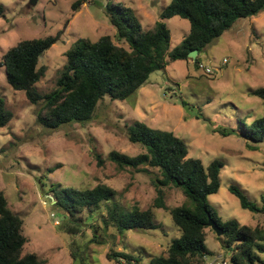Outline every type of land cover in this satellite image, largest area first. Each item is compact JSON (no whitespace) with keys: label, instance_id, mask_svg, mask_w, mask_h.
Here are the masks:
<instances>
[{"label":"rangeland","instance_id":"obj_1","mask_svg":"<svg viewBox=\"0 0 264 264\" xmlns=\"http://www.w3.org/2000/svg\"><path fill=\"white\" fill-rule=\"evenodd\" d=\"M171 1L0 0L5 14L0 18V97L13 115L8 126L0 129V192L24 221L28 243L23 255L35 253L43 264H112L108 258L112 252H126L140 257L142 264H150L153 257L167 255L173 240L181 235L171 211L186 204V197L179 189H165L166 208L156 209L158 195L152 180L158 170H122L109 160L114 151L130 157L144 151L128 139L127 130L136 122L173 133L186 143L189 157L205 166L221 161V188L209 197L210 205L223 221L264 229V215L242 209L230 192V187L236 186L255 202L264 194V143L247 142L241 128L264 115V101L250 95L264 87V12L239 21L199 55L201 64L212 68L213 75L203 74L193 61L173 62L166 70L152 73L130 99L105 98L87 124L58 130L42 127L37 121L42 103L33 105L25 92L14 91L7 83L3 57L20 42L59 38L40 60L46 73L36 88L44 96L55 90L66 64L65 54L77 40L96 42L109 36L114 43L127 46L117 39L106 14L109 2L132 8L143 27L152 30ZM167 25L175 48L189 34L190 24L175 17ZM216 129L229 134L223 136ZM54 185L76 190L108 185L117 192L115 202L120 208L125 212L133 207L151 209L158 227L121 236L113 227H105L103 207L92 216L82 215L86 237L77 239L67 234L65 221L53 206ZM206 233L211 255L229 264L224 237L212 228ZM94 234L100 243L92 242ZM75 239L78 243L72 247ZM260 257L264 262V255Z\"/></svg>","mask_w":264,"mask_h":264},{"label":"trees","instance_id":"obj_2","mask_svg":"<svg viewBox=\"0 0 264 264\" xmlns=\"http://www.w3.org/2000/svg\"><path fill=\"white\" fill-rule=\"evenodd\" d=\"M74 6L77 9L78 5ZM106 14L115 28L119 42L105 36L94 42L77 40L66 52V64L55 90L47 95L37 92L44 78L45 67L40 60L58 41V37L25 40L11 48L3 57L6 80L14 91L25 92L33 104H41L38 123L48 130H58L71 124H87L94 118L98 105L105 98L124 102L133 97L148 82L152 73L164 71L173 62L193 61L189 54L199 55L215 40L230 31L239 21L257 17L264 12V0H172L162 11L152 30H146L132 8L109 2ZM0 7V18L4 17ZM180 17L189 22L190 32L180 45L171 48V33L167 21ZM193 61L199 68L200 57ZM264 101V87L250 92ZM13 115L0 97V129L6 128ZM242 136L253 144L264 143V115L251 125H241ZM223 136L228 132L216 129ZM129 141L144 151L135 157L111 152L109 160L120 169L148 173L158 170L152 183L157 192L154 207L165 209L164 190L182 191L187 203L174 208L171 216L181 235L174 239L167 255L155 256L150 264H207L212 256L207 244L206 229L212 221L224 231V249L230 255L229 264H264V229L241 225L235 220L223 221L209 203V197L221 188L220 175L224 164L215 160L205 166L201 160L190 158L186 143L173 133L152 129L143 122L128 128ZM248 147L253 149L251 144ZM100 164L102 161L99 162ZM54 172L55 170H51ZM53 206L65 221L70 236L85 238L82 215L92 216L105 207L104 225L116 229L122 236L135 230H155L154 211L133 207L125 212L115 202L117 192L108 185L94 189L76 190L52 187ZM230 192L239 199L242 209L264 215V194L260 201H251L236 186ZM93 243H100L95 236ZM73 241V245L78 240ZM28 243L23 219L14 213L4 193L0 192V264H43L35 253L23 255ZM76 255V252L74 251ZM112 264H142V259L126 252H112Z\"/></svg>","mask_w":264,"mask_h":264},{"label":"built area","instance_id":"obj_3","mask_svg":"<svg viewBox=\"0 0 264 264\" xmlns=\"http://www.w3.org/2000/svg\"><path fill=\"white\" fill-rule=\"evenodd\" d=\"M199 69L203 72V74L205 75H213L214 71L212 68H210L209 66H206L204 64H200L199 65ZM207 264H228V262L222 260L221 258L218 257H211V258H206ZM125 264V263H123Z\"/></svg>","mask_w":264,"mask_h":264},{"label":"water","instance_id":"obj_4","mask_svg":"<svg viewBox=\"0 0 264 264\" xmlns=\"http://www.w3.org/2000/svg\"><path fill=\"white\" fill-rule=\"evenodd\" d=\"M198 55H199L198 51L195 50L189 54V58L192 59L193 61H195L196 58L198 57ZM209 227L212 228L216 232L217 236H219V237L224 236V231L221 228H219L216 223L210 221Z\"/></svg>","mask_w":264,"mask_h":264},{"label":"crops","instance_id":"obj_5","mask_svg":"<svg viewBox=\"0 0 264 264\" xmlns=\"http://www.w3.org/2000/svg\"><path fill=\"white\" fill-rule=\"evenodd\" d=\"M182 41H183V40H182ZM182 41H181V42H182ZM171 48H172V47H171ZM172 49H174V48H172Z\"/></svg>","mask_w":264,"mask_h":264}]
</instances>
